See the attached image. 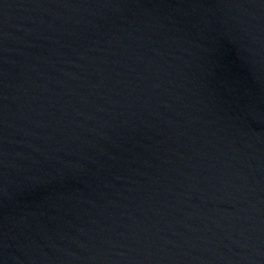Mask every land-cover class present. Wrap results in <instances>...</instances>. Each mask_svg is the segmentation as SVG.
<instances>
[{
  "label": "water",
  "instance_id": "95a60500",
  "mask_svg": "<svg viewBox=\"0 0 264 264\" xmlns=\"http://www.w3.org/2000/svg\"><path fill=\"white\" fill-rule=\"evenodd\" d=\"M0 264H264V0H0Z\"/></svg>",
  "mask_w": 264,
  "mask_h": 264
}]
</instances>
